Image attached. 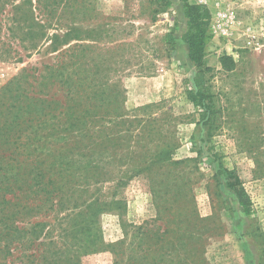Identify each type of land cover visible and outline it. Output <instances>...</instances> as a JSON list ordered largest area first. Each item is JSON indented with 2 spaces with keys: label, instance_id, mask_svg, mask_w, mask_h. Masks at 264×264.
I'll list each match as a JSON object with an SVG mask.
<instances>
[{
  "label": "rangeland",
  "instance_id": "rangeland-1",
  "mask_svg": "<svg viewBox=\"0 0 264 264\" xmlns=\"http://www.w3.org/2000/svg\"><path fill=\"white\" fill-rule=\"evenodd\" d=\"M31 1L15 16L25 18L31 7L40 31L30 17L10 25L11 3L0 7V94L27 79L28 92L49 96L58 82L52 112L66 102L74 108L43 115L40 130L52 146L44 154L66 155L62 199L39 208L27 197L28 213L14 225L5 205L0 264H130L136 250L142 264H264V0H188L211 14V127L188 96L195 67L182 41L180 0L165 7L157 0ZM167 33L175 38L171 50ZM54 34L57 49H48ZM221 56L232 58V69ZM219 164L234 169L249 214L215 174ZM90 230L99 236L95 250Z\"/></svg>",
  "mask_w": 264,
  "mask_h": 264
},
{
  "label": "trees",
  "instance_id": "trees-1",
  "mask_svg": "<svg viewBox=\"0 0 264 264\" xmlns=\"http://www.w3.org/2000/svg\"><path fill=\"white\" fill-rule=\"evenodd\" d=\"M5 1L11 3L14 13L10 17V25H18L20 28L23 22L31 18V21L35 23L34 25L39 31L42 29V25L34 20L31 7L27 10L25 18L15 16V12L17 13L22 5H32L31 0H22L21 4L14 3V0H0V7L3 6ZM157 1L161 5L164 4V7L170 5V0ZM180 1L182 2L183 14L186 19V30L182 34V41L186 43L188 58L195 67V74L192 78L193 84L188 96L193 105L203 110V124L211 127L215 122L216 113L212 93L206 80V74L212 68L207 62L205 51L207 41L210 38L207 30L211 14L204 5L191 3L188 0ZM31 26L32 24H29L27 27L29 31ZM8 29L12 31V35H16L10 27ZM66 35L69 36V34ZM59 39L60 36L54 34L48 49H57ZM164 39L171 44V50L173 48L172 43L175 42L174 35L167 33ZM220 61L222 67L227 70L232 69L234 65L232 58L229 56H221ZM56 71L59 72V69H56ZM51 74L54 77L58 75V73L54 74V72H51ZM26 76H28L27 73L23 75L22 79L26 78ZM26 80L25 84L16 83V86H13L10 81L2 87L3 93L2 95L0 94V205H3L2 208L0 207V216L1 213L3 216L5 215L3 210L5 205H11L12 207H9L10 214L7 216L11 225H14V221L20 220L28 213L29 207L26 206L27 203L25 202L27 197L37 201L39 206L36 207L39 208L47 200L53 201V203H60L62 195L58 179L61 177V172L66 169V165L62 162L63 157L66 155H64V149H59L57 153L44 154L43 146L44 148L52 146L45 145V142L41 140L40 130L43 127V123L47 121V119L43 118V115L51 114L52 117L57 118L61 112L64 113V110L74 108L66 102V104H61L65 105L66 109L53 113L55 105L60 104V100L55 97L60 84L51 82V84L56 85L55 91L49 96L39 97L36 96L38 93L36 90H32V93L28 92L27 86H25ZM62 84L68 88V94L75 90L71 81L63 82ZM47 107L49 109L45 111ZM77 143L78 141L75 142V145ZM36 149L38 150L37 153L35 152ZM69 149H72V147L70 146ZM234 172V169H228L219 164L215 174H222L226 177L228 186L236 197L239 209L244 214H249L251 200L245 189L238 185V181L233 180ZM31 193L32 195H29ZM6 194H11V197L7 198ZM3 216L1 217L3 218ZM13 229L14 233H22V228L16 224ZM86 232L84 231L83 235ZM31 237L35 240L39 239L37 230L31 232ZM98 237L96 233L90 230V250L96 249ZM43 243L45 244L46 242H37L36 246H41ZM127 258L128 260L130 259V264H142L140 263L141 255L137 250L136 254H129ZM48 260V258L45 259L43 264H48ZM51 262L54 263V261ZM149 262L150 258L147 256L146 263Z\"/></svg>",
  "mask_w": 264,
  "mask_h": 264
}]
</instances>
